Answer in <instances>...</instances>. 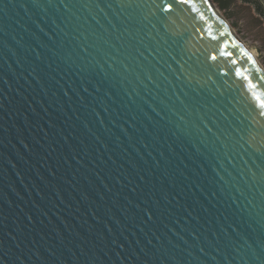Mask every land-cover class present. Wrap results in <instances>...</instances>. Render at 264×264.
Returning a JSON list of instances; mask_svg holds the SVG:
<instances>
[{
	"label": "water",
	"instance_id": "1",
	"mask_svg": "<svg viewBox=\"0 0 264 264\" xmlns=\"http://www.w3.org/2000/svg\"><path fill=\"white\" fill-rule=\"evenodd\" d=\"M244 45L213 0H0V264H264Z\"/></svg>",
	"mask_w": 264,
	"mask_h": 264
},
{
	"label": "snow or ice",
	"instance_id": "2",
	"mask_svg": "<svg viewBox=\"0 0 264 264\" xmlns=\"http://www.w3.org/2000/svg\"><path fill=\"white\" fill-rule=\"evenodd\" d=\"M61 2H63V0H61ZM131 2V0H130ZM153 3H155V0H152ZM193 2V0H173V3L177 4V5H183V4H191ZM206 2V0H205ZM139 6V5H137ZM156 7H160L159 5H157ZM173 10V4L172 3H167L165 4L163 11L165 12H171ZM153 27H155L153 25ZM223 35V34H222ZM225 45H222L221 47L223 48ZM147 51V49H146ZM152 52H158V50L156 49L155 51H153V49H151V52H149V55H151ZM241 52L247 56V52H245L243 49H241ZM222 55L226 56V57H231L233 55V53L231 52H222ZM170 55V54H169ZM139 56L143 59V60H147V57L144 56L143 52L139 53ZM191 58V57H189ZM211 60H216L217 56L215 54H212L209 57ZM173 60H175V57H172ZM238 61L237 60H232L231 63L232 64H236ZM248 62L252 63L253 65H255V61L252 60V58L250 56H248ZM186 64V61H185ZM184 65H181V67H183ZM127 67V66H126ZM151 71V69H149V72ZM245 72H247V69L245 68L243 71L240 68H236L235 69V74L238 77H243L244 80L247 81L246 84V88L247 90H249V94L251 96V100L254 102V107L256 110H258V115L261 118H264V91L259 90L261 85H264V75H260L257 77L256 82H253L252 78L248 75H245ZM257 72H259V69H257ZM224 75H227V73H223ZM147 78L149 80L153 79V76L148 74ZM208 131H211V129H208ZM223 147L225 148V155H228L227 152V145H223Z\"/></svg>",
	"mask_w": 264,
	"mask_h": 264
},
{
	"label": "rangeland",
	"instance_id": "3",
	"mask_svg": "<svg viewBox=\"0 0 264 264\" xmlns=\"http://www.w3.org/2000/svg\"><path fill=\"white\" fill-rule=\"evenodd\" d=\"M264 3V0H261ZM247 5L245 4L244 0H239L237 8L238 9H245ZM251 13L248 14V17H245V14L243 16L240 14V10L237 11V17H233L231 21H237L239 23V28H241L243 37L242 40L245 43V47L248 49V51L255 52L253 59L257 62V64L264 68V50L261 51L260 46L264 48V19L261 23L255 19H261L258 15V12L254 10L253 7H249ZM251 16L255 18L251 20ZM250 19V20H249ZM258 59V60H257ZM260 62V63H258ZM261 67V69H262Z\"/></svg>",
	"mask_w": 264,
	"mask_h": 264
},
{
	"label": "trees",
	"instance_id": "4",
	"mask_svg": "<svg viewBox=\"0 0 264 264\" xmlns=\"http://www.w3.org/2000/svg\"><path fill=\"white\" fill-rule=\"evenodd\" d=\"M214 3L220 8L222 14L227 18V20L231 23V25L236 29L240 37H243L241 28H239V23L237 21H231L233 17H237V11L240 10V14L243 16L242 13L245 14V17H248V14L251 13L249 12L250 8L253 7L255 11L258 12V16L261 19H255L251 16V20H257L259 23H261L264 19V3L261 0H244L245 4L247 7L245 9L241 10L237 8L238 1L239 0H213ZM244 18V16H243ZM263 18V19H262ZM250 20V19H249ZM261 51L264 50L262 46H260Z\"/></svg>",
	"mask_w": 264,
	"mask_h": 264
},
{
	"label": "bare ground",
	"instance_id": "5",
	"mask_svg": "<svg viewBox=\"0 0 264 264\" xmlns=\"http://www.w3.org/2000/svg\"><path fill=\"white\" fill-rule=\"evenodd\" d=\"M245 47V46H244ZM245 50H246V52H247V54L252 58V60L255 58V56H254V54H255V52H251V51H248V49L245 47ZM254 61V60H253ZM255 64L258 66V67H260L258 64H257V62L255 61ZM261 68V67H260Z\"/></svg>",
	"mask_w": 264,
	"mask_h": 264
}]
</instances>
